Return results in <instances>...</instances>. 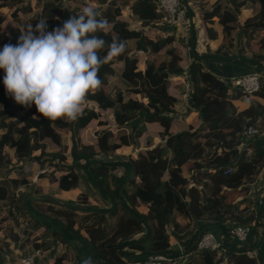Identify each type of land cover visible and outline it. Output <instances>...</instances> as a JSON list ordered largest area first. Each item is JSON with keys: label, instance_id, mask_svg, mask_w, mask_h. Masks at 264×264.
<instances>
[{"label": "trees", "instance_id": "16d2710c", "mask_svg": "<svg viewBox=\"0 0 264 264\" xmlns=\"http://www.w3.org/2000/svg\"><path fill=\"white\" fill-rule=\"evenodd\" d=\"M97 1L99 5L94 8L108 25L112 23L107 35L98 33L106 41L100 56L107 54L113 38L125 41L126 50L100 68L102 88L88 96L84 114L77 121L45 119L35 104L25 108L16 103L6 92L5 73L0 69V264H5L3 253H10L8 242L24 237L29 243L27 253L36 249L48 252L47 257L36 256L35 264H64L68 250L75 248L74 241L79 242L83 254L77 253L70 264H146L149 254L177 252L170 243L169 227L179 238H189L185 242L189 253L186 264H264V195L258 209L248 195L249 186L264 166V139L259 132L264 129V104L254 99L238 109L233 99L250 93L231 86L203 65L216 59L253 68L261 79L254 94L264 98V71L254 68L264 67V0H215L210 8H202L208 38H218L212 25L214 16L223 36L215 48L206 42L198 51L193 27L194 49H190L187 77L190 102L202 124L194 130L189 127L176 132L170 128L172 119L166 109L178 100L168 92L170 76L184 71L187 58L179 51V38L149 37L116 18L120 13L116 1ZM186 1L194 16L196 0ZM85 2L0 0V24L7 16L14 21L7 30L0 27V50L5 44H17L21 31L29 25L35 29L40 19H46L48 31L61 27L71 15L80 14ZM246 4H257V9L240 24L238 14ZM133 10L145 21L158 18L155 0H136ZM31 12L30 17H22ZM261 29L263 32L256 35ZM147 45L152 53L141 69L138 55L129 52ZM117 61H122L120 75L128 83L125 88L108 82ZM108 108L112 109L113 124L100 119L101 111ZM94 120L103 127L95 130L94 142L85 143L80 130ZM143 122L162 126L159 135L170 153L157 142L124 159L116 158L115 151L121 145L136 142ZM249 125L258 131L248 136L245 131ZM61 130L67 132V139ZM46 140L59 149L47 150ZM34 160L35 169L42 170L37 176L57 182V189L79 187L76 199L59 203L47 197L31 198L30 193L40 191L41 186L28 178L24 164ZM94 188L111 201L109 207L88 204L87 194L95 193ZM237 192L242 196L235 198ZM138 201L146 203V212L138 210ZM7 209L20 215L23 226L19 220L12 229L8 226L2 231L9 218ZM177 214L188 219L185 228L177 221ZM236 223L248 227L249 236L256 231L248 244L232 238L230 229ZM210 227L225 234L221 246L196 250L191 243L201 230ZM253 246L256 253L250 256L247 251Z\"/></svg>", "mask_w": 264, "mask_h": 264}, {"label": "clouds", "instance_id": "9594fccd", "mask_svg": "<svg viewBox=\"0 0 264 264\" xmlns=\"http://www.w3.org/2000/svg\"><path fill=\"white\" fill-rule=\"evenodd\" d=\"M108 32V21L92 6L52 31L46 19H40L35 29L29 25L17 44H5L0 50L7 94L25 108L35 104L45 119L77 121L88 96L102 88L100 68L126 50L125 41L113 38L101 57L106 41L98 33Z\"/></svg>", "mask_w": 264, "mask_h": 264}, {"label": "crops", "instance_id": "0c3cea01", "mask_svg": "<svg viewBox=\"0 0 264 264\" xmlns=\"http://www.w3.org/2000/svg\"><path fill=\"white\" fill-rule=\"evenodd\" d=\"M32 1L34 3L35 0H32ZM114 1H116V6H118L120 8V13L118 15H116V18L126 21L130 28H133L136 30H141L143 34H145L149 37H152V38L164 37L166 35H174V37H177V38L182 37L183 39L185 38L184 37V36H186L185 27H180V26L177 27L175 25L173 26V25H169L166 23H160L157 18H155L154 20H150V21H145V20L141 19L133 10V5H134V2L136 0H114ZM214 1L215 0H196L195 3L193 4V9L195 11V15L193 16V23H194V27L196 30V36L198 37V41H197V45H196V48L198 51H202L205 48L206 42H208L212 48H215L219 44V42L221 41L222 36H223L221 25L217 21V16L213 17L214 20H216V21H214V23L212 24L217 29L218 38H216V39H209L208 38L207 33H206V24L202 19V8H210L211 4ZM99 2L100 1H97V0H86L85 3L81 4V7L82 8L86 7V6L96 7L97 5H99ZM73 5H74V2H71V4H69V6H71V7H73ZM255 6H257V4H254V6H249V4L241 6L240 12L238 14V21L240 24H242L243 21L247 17L252 15L253 12H255L254 11ZM38 8H39L38 6L34 7L33 11L37 10ZM5 11H8V10L5 8ZM13 23H14L13 19L11 17L7 16V18L0 24V27H1V29L7 30L9 28V26L13 25ZM111 24L112 23H110L109 26H111ZM188 29H189V23H188ZM188 32H189V37H190V29L188 30ZM177 41L178 40H176V43H177ZM132 43H133V41H131L130 44H132ZM180 47L182 48L183 46L181 45ZM179 51L181 52V49ZM132 52H134L135 54L138 55V62H137L138 68L144 69L145 60L152 53L150 46L147 45V47L145 49H143V48L132 49V50H130L129 53H132ZM188 53H189L188 55L186 53L187 58L185 59L186 63H184V71L186 70V72H187L188 64L192 59L190 56V48L188 50ZM184 54H185V51H184ZM188 58H189V61H188ZM203 65H204V68L206 70H209V71L215 73L218 77H220L221 79H225V80L228 79V76L238 75V74H242V73L249 72V71L253 70V68L247 67L243 64L236 63L234 61H226V60H216V59L206 60L205 62H203ZM113 67H114V73L109 76L108 82H109V84L115 86V84L111 78L113 76H114V78H117V77L122 78L120 75V70L122 67V61L115 62L113 64ZM184 71L181 74L171 75L169 87H168V92L175 95L178 98V100L172 104L175 106V108L173 109L174 113H172L173 111L172 112L169 111V113L167 112V114L170 115V117L172 119L170 128L173 132H176V131H179V130H182L185 128H189V127L191 130H194L195 128L199 127L202 124V121H201V118L199 117L198 111L192 106V104L190 102V93L188 91H186V87H185L186 82L185 81L187 79L186 78L187 76H186V72H184ZM119 87L124 88L121 86H119ZM254 99H256V100H258L264 104V98L259 97V96L255 95L254 93L248 94V95H243V96H240L239 98H235V99H233V102L238 107V109H243L249 105L251 100H254ZM111 116H112V109L108 108L104 111H101L100 119H102V120L107 119L110 121L111 124H113V121L111 120ZM179 120H182V123H180ZM89 126L94 127V132L99 127H103V125L97 124L96 120L92 121L91 123H89L88 125L83 127L80 130L79 134L81 136L82 141L85 143H92L95 140L94 132H93L92 139L86 140L85 138H83V130ZM139 126H141L140 127L141 134L138 137V139L136 140V142L130 143L129 145H121L115 152H117L121 148L125 147L124 152H125L126 156H123V158H125V157H128L129 154H135L140 149H144L146 147L152 146L153 144H155L157 142H161L162 147H165L167 149V154L170 153V149H169V147L166 146L165 140L162 139L159 135V131L162 129V126L158 122H143V123L139 124ZM154 133H155V135H154ZM150 135H152V136H150ZM46 143H47V141H46ZM130 146H131V150L128 149V151H125ZM47 150H53V149L48 148V143H47ZM36 154H37V152H36ZM115 157H116V155H115ZM116 158H118V157H116ZM67 160L68 161L70 160V156H68ZM36 165H37V162L35 160L26 162L24 164L25 169L29 171L28 178L31 181L35 182L36 185L41 186L40 191L30 193L31 198L39 199V198L47 197L50 199H54V200L58 201L59 203L76 199L77 195L80 192L79 187L71 188L68 190L57 189V182L51 183L48 181L47 178H43V177L39 178L37 176V170L35 169ZM183 168H184L183 172H186L185 167H183ZM120 169L122 171L121 167H120ZM94 190L96 191L97 189L94 188ZM71 191H74V193H65V192H71ZM240 193L241 192H237L235 198L242 196V194H240ZM248 195L252 198L255 208L258 209L261 202H262V196L264 195V166H263L261 173L258 175L257 179L249 186ZM87 197H88V204L98 205L101 207H109L111 205V201L108 198L103 197L102 194L99 193L98 191H96L95 193L87 194ZM28 199L30 201V198H28ZM263 202H264V200H263ZM137 208H138V210H140L142 212H146L148 209L146 203H143L141 201H138ZM176 219H177V221H179L181 223L182 226L184 224H186V222H188V219L186 217L181 216L180 214L176 215ZM189 225H190V223H189ZM258 229L261 230V226H259ZM207 230H211L214 233L215 232L218 233L217 236L223 235V233H220L218 228L216 229V231L214 230L213 227L207 228ZM37 233H39V232H37V230H36L35 234H37ZM35 234H32V236ZM173 234H174V236H172V237L170 235V240H172L173 237L179 238L175 234V232ZM251 234L252 235H250L246 241L240 242V243L248 244L250 241H252L255 237L256 231L255 232L253 231V233H251ZM187 239H189V238H186V239L185 238H179V240L181 242H183L184 245H185V242ZM27 241L28 240L26 239V237H24L22 239H19V241H17V242H13L12 240H10L8 242V248L10 249V253H3V256L5 258V264H18L20 257H22L24 255V253L27 250H29L28 249L29 243ZM23 245H25V247L21 248ZM74 247L75 248H70L68 250L67 257L63 262L64 264H70L73 260H75L77 253L80 255L83 254L79 242L74 241ZM174 247L176 248V245H174ZM249 248H251V247H249ZM57 250L61 251V245L57 246ZM46 253H48L47 250L42 251L41 257L42 256L47 257ZM184 261L185 262H183L181 264H186L187 259Z\"/></svg>", "mask_w": 264, "mask_h": 264}, {"label": "built area", "instance_id": "2783aa9c", "mask_svg": "<svg viewBox=\"0 0 264 264\" xmlns=\"http://www.w3.org/2000/svg\"><path fill=\"white\" fill-rule=\"evenodd\" d=\"M155 11L158 13V21L160 23H166L169 25H175L180 27H185V23L188 24V16L187 11L181 0H155ZM186 72V70L184 71ZM187 76V72H186ZM186 91L190 93L191 83L186 77ZM260 73L256 70H252L249 72H245L238 75H233L227 82L234 87H240L250 94L255 93L260 89L261 85ZM258 129L252 125L247 126L245 134L252 135L257 132ZM260 132L261 137L264 139V129ZM251 150L248 149L247 153H250ZM42 170H37L41 172ZM264 220V218H263ZM171 237L174 236L173 228L167 230ZM232 238L237 242H244L248 239L250 229L241 224H234L230 229ZM170 243L176 245L177 252L175 255L167 254V253H152L149 254L145 260L146 264H181L185 262L189 253L185 248L183 242L179 239L173 237L170 240ZM222 243V235L217 236L211 230H202L198 236V239L195 243L196 250L201 249H218ZM255 248H249L247 253L250 256L254 255ZM42 255V251L39 249L34 250L33 252H28L20 257L18 264H35V257Z\"/></svg>", "mask_w": 264, "mask_h": 264}, {"label": "rangeland", "instance_id": "374dc122", "mask_svg": "<svg viewBox=\"0 0 264 264\" xmlns=\"http://www.w3.org/2000/svg\"><path fill=\"white\" fill-rule=\"evenodd\" d=\"M251 6H254V5H251ZM256 9H257V6H255V10L254 11H256ZM4 10H5V8H4ZM31 14H32V12L31 13H24V14H22V17L23 18H28V17H30L31 16ZM216 21V20H215ZM245 21V20H244ZM243 21V22H244ZM188 24L187 23H185V33H186V36H184L185 38V40L182 38V37H179V40L177 41V44H179L180 46H181V43H182V48L181 47H179L180 49H181V52L182 53H184V51H185V54L187 53V55L189 54L188 53V50H189V45H188V39L190 40V37H189V32H188ZM259 32H263V30L261 29V30H258V32H255L256 33V35H257V33H259ZM235 33L236 32H234V35H235ZM189 37V38H188ZM252 37H255V36H252ZM183 39V40H182ZM243 40V39H242ZM254 41V40H253ZM188 61H189V58H188ZM184 63H186V61H184ZM118 69V68H117ZM231 76H228V79L230 78ZM112 79V81L114 82V84H115V86H121V87H127V85H128V83L124 80V79H122V78H119V77H117V78H114V76L111 78ZM111 81V82H112ZM175 108V106L174 105H172V104H169L168 105V107H167V112L169 113V111H173V109ZM170 112V113H171ZM172 113H174V111L172 112ZM179 122L180 123H182V120H179ZM93 132H94V127H92V126H89V127H86L84 130H83V138H85L86 140H90V139H92V137H93ZM61 135H62V137L64 138V139H67V137H68V134H67V132L65 131V130H61ZM154 135H155V133H154ZM150 136H152V135H150ZM47 141V143H48V148H50V149H53V150H57V149H59V146H57L56 144H54V143H52L50 140H46ZM124 148L125 147H123V148H121L119 151H117V152H115V155H116V157H118V158H121V159H124L123 158V156H126V154H125V152H124ZM128 149H130L131 150V146L130 147H128L127 148V150H125V151H128ZM169 154V153H168ZM65 193H74V191H71V192H65ZM8 210V212H9V218H7L6 220H5V222H4V224H3V229H2V231L4 230V229H6V227H8V226H10L11 227V229L13 228V226L14 225H16V221H18L19 222V220H20V226H23V224H22V222H21V218H20V215H17L16 214V212L14 211V210H12V209H7ZM115 219V218H114ZM7 223H9L10 225H6ZM42 228H43V226H41L40 227V229H37V232H40L41 230H42ZM170 228H172V227H169V229ZM182 228H185V226H183ZM185 229H183V231H184ZM214 230L216 231V228H214ZM215 234L216 235H218V233H216L215 232ZM177 238V237H176ZM177 239H179V238H177ZM5 241V240H4ZM4 243V242H3ZM25 247V245H23L21 248H24ZM27 250V249H26ZM25 250V251H26ZM24 251V252H25ZM255 253H256V251L254 252V255H255Z\"/></svg>", "mask_w": 264, "mask_h": 264}, {"label": "water", "instance_id": "95a60500", "mask_svg": "<svg viewBox=\"0 0 264 264\" xmlns=\"http://www.w3.org/2000/svg\"><path fill=\"white\" fill-rule=\"evenodd\" d=\"M181 1H182V3L184 4V6H185V8H186V11H187L188 23H189V29H190V44H189V48L191 49V51H193V49H194V37H193L194 33L192 32L193 27H194V23H193V14H192V12H191V9H190V7H189L187 1H186V0H181ZM199 56H200V54H199ZM254 68H255V69H259V70H261V71H264V67H263V66L255 65ZM26 201L29 202V199L27 198ZM112 207H113V206H112ZM261 214H264V203H263V207H262ZM201 231H202V230H201ZM201 231H200V232H201ZM200 232H199V233H200ZM223 235H225V234L223 233ZM198 236H199V234H198V235L196 236V238L193 240V242L191 243V246H194V245H195V243H196V241H197V239H198ZM123 246H124V243L120 246V250L122 249ZM252 248H255V246H253Z\"/></svg>", "mask_w": 264, "mask_h": 264}]
</instances>
